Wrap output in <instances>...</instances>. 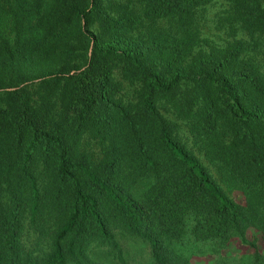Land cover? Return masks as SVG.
<instances>
[{
	"label": "trees",
	"instance_id": "16d2710c",
	"mask_svg": "<svg viewBox=\"0 0 264 264\" xmlns=\"http://www.w3.org/2000/svg\"><path fill=\"white\" fill-rule=\"evenodd\" d=\"M211 1L0 0V264H264V0Z\"/></svg>",
	"mask_w": 264,
	"mask_h": 264
},
{
	"label": "rangeland",
	"instance_id": "374dc122",
	"mask_svg": "<svg viewBox=\"0 0 264 264\" xmlns=\"http://www.w3.org/2000/svg\"><path fill=\"white\" fill-rule=\"evenodd\" d=\"M224 2V0H212L210 3H208L206 5L205 14L200 26L203 35L220 41L226 37L225 30L223 29L221 24L218 23L219 12ZM236 198L240 200L242 198L241 194L237 193ZM125 250L127 264H151L152 262L149 246L140 242L139 240H133L129 242L125 246ZM183 252L186 257L189 255V259H191V261L195 264L213 263V256H211V254H206L207 252L205 246L199 243L194 246H185ZM239 257L240 256H236V258ZM244 259L247 260L248 258L245 256ZM233 261L236 262L235 260ZM113 263L121 264L118 263L116 259H113ZM222 264H225V262L222 261Z\"/></svg>",
	"mask_w": 264,
	"mask_h": 264
}]
</instances>
